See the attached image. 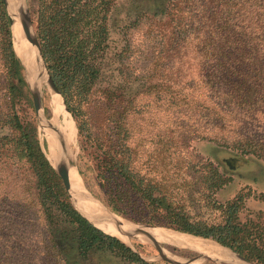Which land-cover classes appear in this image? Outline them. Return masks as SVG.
I'll list each match as a JSON object with an SVG mask.
<instances>
[{
  "label": "trees",
  "instance_id": "1",
  "mask_svg": "<svg viewBox=\"0 0 264 264\" xmlns=\"http://www.w3.org/2000/svg\"><path fill=\"white\" fill-rule=\"evenodd\" d=\"M127 1L119 10L120 0H29L47 68L69 111L78 121L86 117L80 133L96 140L89 107L102 91L113 134L98 142L96 167L108 204L264 264V228L239 217L245 196L219 202L232 177L210 155L198 156L207 142L264 161V0ZM146 18L155 21L150 37L166 48L155 63L171 64L173 77L131 71V30ZM178 55L183 60L174 67ZM27 104L30 91L0 0V264H103L104 257L156 264L75 209L34 121L23 115ZM153 107L163 115L157 141L146 147L145 118ZM182 169L195 171L199 196L222 210L221 221L186 210L176 190Z\"/></svg>",
  "mask_w": 264,
  "mask_h": 264
},
{
  "label": "rangeland",
  "instance_id": "2",
  "mask_svg": "<svg viewBox=\"0 0 264 264\" xmlns=\"http://www.w3.org/2000/svg\"><path fill=\"white\" fill-rule=\"evenodd\" d=\"M28 3L29 0H27ZM30 6V4H29ZM128 6L127 0H120L119 2V10L126 9ZM32 14V12H31ZM33 18V24L36 31V25ZM151 21L155 23L154 20L150 19H144V22L138 26L136 29L131 30L132 32V38H133V46H132V52H133V63L134 67L131 71L135 72L136 74L139 73V70L137 68L143 69L142 74H144L146 77H173L175 73L168 70L167 65L171 64H164V65H156L155 58L157 59V56L161 54V50L166 49L160 46L159 44L154 42L153 37H150V26ZM153 36V35H152ZM14 46V42H13ZM163 48V49H162ZM181 51H188V49L183 48ZM170 52L178 53V50L175 51L171 50ZM17 54V53H16ZM18 56V55H17ZM19 57V56H18ZM174 60L172 61V65H175L176 67L179 62L182 60L179 59L180 55L174 56ZM20 59V58H19ZM21 63L22 60L20 59ZM162 62V61H161ZM23 66V73L25 76V68ZM47 66V65H46ZM145 67L148 68V70L145 69ZM161 69V70H160ZM165 71V74L161 71ZM50 73V72H49ZM26 79V76H25ZM27 82V79H26ZM28 84V82H27ZM50 84L49 86H46L43 89V109L44 113L47 117L43 115V119L45 121L44 127L39 128L38 123V117L37 113L35 111L34 103H33V97L30 90V86L28 84V88L30 91L31 99H32V105L27 104L24 107L23 115L26 119H31L34 121L37 132H38V138L40 140L41 147L43 151L45 152L46 156L51 155V142L49 141L47 135L48 130L46 129L47 121H52L55 123V127L53 129V132L58 127V119H56L55 114L53 110L50 107V99H51V91H50ZM142 89V87H141ZM62 96V94H61ZM63 102L65 103L64 97ZM93 102L92 105L89 107V121L93 127V131L95 135L98 137L94 138V136H90L89 134H81L79 129V123L83 120H86V117H82L79 121L75 118V116L70 112L72 121L75 122L76 128H77V139L76 143L74 145V153L75 157L73 158L74 165L78 168V174L79 177L82 179V185L84 190H86L90 195L94 196L96 202L99 204L105 205V208H108L109 210L115 212L116 216L122 218H125V220L134 222H140V223H147L151 225H157V227H163L168 228L177 232H182L179 230H175L173 228H169L167 226H163L160 224H154L150 222H146L143 220H137L129 215L122 214L118 211H115L107 202V195L105 194V191L100 185V181L98 179L97 173V155L99 153L98 149V142L101 140L106 139V135L113 134V123L109 122L105 118V109L106 105L104 104V99L102 95L101 90H97L96 93L92 97ZM64 106L67 105L66 103ZM113 106L111 105V108ZM163 115V112L153 107L151 108V111L147 114L145 118V130L146 134L143 135L144 137V145L146 147L152 146L155 141H157V137H155V134L157 130L160 129L158 126L159 122L161 121V117ZM105 118V119H104ZM83 119V120H82ZM165 120L168 119V116H165ZM149 124V125H148ZM86 133H88L86 131ZM114 135L112 136V138ZM199 157H206L211 156L220 166L221 170L226 173V176L232 177V181L225 186L219 193L217 194V199L219 202H226L230 198H233L238 193H242L245 196L244 200V207L239 213V217L241 221H248L252 220L255 223L260 224L264 228V161L258 160L252 156H241L240 154H237L236 152L232 150H224L219 151L215 148H212V145L207 142L200 143L198 146ZM213 149L216 150V152L213 151ZM214 153V154H213ZM50 159V158H49ZM151 157L145 155V165L148 164ZM50 161V160H49ZM171 173H173V170H171ZM195 173V171L192 170H186L182 169L181 171H178L175 175L176 181H177V192L178 197L180 198L181 203H184L186 210H188L193 216L196 218H202L211 222H217L221 221L224 217L223 212L221 209H218L216 206L209 205L204 199H202L199 196V185L196 184L194 179L192 178V175ZM187 180H190V184L186 185ZM120 215V216H119ZM104 230L108 233L109 232L106 228ZM187 233V232H183ZM113 234V233H111ZM190 234V233H189ZM116 235V234H115ZM193 235V234H192ZM120 237V236H119ZM200 238V236H195ZM131 239V245L134 247V249L139 252L142 256V258L146 259L147 261L154 262L156 264H175L166 260H163L158 255V250L153 245L152 242L147 241H141L135 237H130ZM203 239V237H201ZM205 240H210L212 242H216L212 238H204ZM218 244V243H217ZM163 253L175 255L177 258H185L190 259L196 256L201 255L200 258L194 259L195 264L201 263V264H215L214 261L207 258V256L203 255L202 253L194 250V249H188V248H182L179 246L169 245L167 243H160L159 247ZM214 258V257H212ZM255 262V261H254ZM256 263V262H255ZM103 264H129L127 262H124L118 258H103ZM257 264V263H256Z\"/></svg>",
  "mask_w": 264,
  "mask_h": 264
},
{
  "label": "bare ground",
  "instance_id": "3",
  "mask_svg": "<svg viewBox=\"0 0 264 264\" xmlns=\"http://www.w3.org/2000/svg\"><path fill=\"white\" fill-rule=\"evenodd\" d=\"M12 33L15 52L22 60L27 81L30 82L35 90L38 91L40 89L43 92V89L49 86L48 72L43 65L37 46L32 41V35L24 32L18 17L13 22ZM50 91V107L56 119L59 121L57 123L58 127L54 132L55 123L47 121L46 124V129L49 130L45 135H47L51 142V155L49 156V160L54 166H58L61 163V155L66 156L71 181L70 192L75 203L87 215L97 219V224L103 230L106 228L109 232L125 240H130L129 237H135L141 241H154L159 247L160 243H167L182 248L194 249L207 257H218L224 261V264H247L234 253L216 242L168 228L130 222L125 220V218L123 219L112 214L108 208H105V205L96 202L95 197L84 190L77 167L72 164V160L75 157L74 145L77 139L75 122L71 120L73 118L66 106H64L65 103L63 102L61 94L57 93L51 87ZM43 124H45V121H43ZM167 255L176 257L175 255ZM189 264H195V261L192 260Z\"/></svg>",
  "mask_w": 264,
  "mask_h": 264
},
{
  "label": "water",
  "instance_id": "4",
  "mask_svg": "<svg viewBox=\"0 0 264 264\" xmlns=\"http://www.w3.org/2000/svg\"><path fill=\"white\" fill-rule=\"evenodd\" d=\"M4 3H5V6H6V9L8 11V14L10 16L11 27L13 26V22H14L15 18L18 17L19 20H20V22H21V25L23 27L24 32H27V33H29V34L32 35V41L37 46L39 55H40V57L42 59V62H43V65H44L45 69L48 72V82H49L51 88L53 90H55L57 93L61 94L60 91H59V89H58V87H57V85L55 84V82H54L51 74L49 73V70H48L47 66H46V62H45V59H44V56H43V52H42V49H41V44H40L39 38L37 36V33L35 31V27H34V24H33V18H32V14H31V10H30V6H29L28 1L27 0H12V2H11V0L10 1L9 0H4ZM11 4H12V8L13 9L11 8ZM28 84L30 86V90H31V93H32L34 107H35V111H36L37 117H38L39 128L41 129L43 127V125H44L43 124V121H44L43 120V115L47 119V117H46V115L44 113V109H43V92H41L40 89L38 91L35 90L33 88V86L30 84V82H28ZM67 110H68V108H67ZM65 157L66 156L61 155V163L58 166H54L51 162L50 163L54 166V168L57 170V172L61 176L62 181H63V184L65 186V189H66V191L68 193L70 202L75 207V209L79 213H81V215H83L86 219H88L92 224H94L95 226L101 228L97 224V219L90 217L89 215H87V213H85L84 211H82V209L79 208L76 205L75 200H74V198H73V196H72V194L70 192V190H71V181H70V176H69L68 165L66 163L67 162V159ZM72 164L74 165L73 161H72ZM109 211L112 214H116L115 212H113L111 210H109ZM116 215H118V214H116ZM134 223L144 224V225H151V224L140 223V222H134ZM153 226H157V225H153ZM142 231H144V229H142ZM109 234H111V233H109ZM187 234H189V233H187ZM111 235H114V236H117L118 238H120L123 242H125L129 247H131L136 253H138L141 256V254L139 252H137L134 249V247L131 245V241H130L131 239H130V237H129L130 240H125V239L119 237L118 235H115V234H111ZM190 235H192V234H190ZM193 236H196V235H193ZM200 238H201V236H200ZM204 238L205 237H203V239ZM152 243L156 247V249L158 250L157 257H159V258H161L163 260H166V261L175 263V264H189V262H191L192 260L201 257V255L196 256V257H193V258H190V259H185V258L182 259V258L171 257V256L163 253L162 250L159 248V246L154 241H152ZM216 243H218L219 245H221L225 249L229 250L230 252L234 253L236 256H238L241 260H243L247 264H256L253 260L248 259L246 256H244L243 254L235 251L231 247L226 246V245H223V244H221V243H219L217 241H216ZM207 258L210 259V260H212V261H214L215 264H224V261L222 259L218 258V257L217 258L216 257L215 258L207 257Z\"/></svg>",
  "mask_w": 264,
  "mask_h": 264
}]
</instances>
